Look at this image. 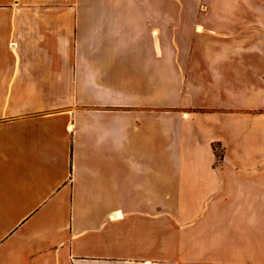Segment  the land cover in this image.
Returning <instances> with one entry per match:
<instances>
[{
	"label": "crops",
	"instance_id": "obj_1",
	"mask_svg": "<svg viewBox=\"0 0 264 264\" xmlns=\"http://www.w3.org/2000/svg\"><path fill=\"white\" fill-rule=\"evenodd\" d=\"M0 264H264V0H0Z\"/></svg>",
	"mask_w": 264,
	"mask_h": 264
},
{
	"label": "rangeland",
	"instance_id": "obj_2",
	"mask_svg": "<svg viewBox=\"0 0 264 264\" xmlns=\"http://www.w3.org/2000/svg\"><path fill=\"white\" fill-rule=\"evenodd\" d=\"M170 1H176V0H170ZM185 1H193V0H185ZM199 1V0H196ZM175 12V11H173ZM175 31H173V30ZM170 33H174V34H178V38L180 39L179 42H174L172 44H170V49H175L177 48L178 45H180V48H186L187 43L186 42H182L181 40H189V38L192 37V34L197 33L196 32V26L195 25H191L187 22H185L184 24H180L177 26H174L173 28L170 27Z\"/></svg>",
	"mask_w": 264,
	"mask_h": 264
},
{
	"label": "bare ground",
	"instance_id": "obj_3",
	"mask_svg": "<svg viewBox=\"0 0 264 264\" xmlns=\"http://www.w3.org/2000/svg\"><path fill=\"white\" fill-rule=\"evenodd\" d=\"M199 31H202V28L200 27V30Z\"/></svg>",
	"mask_w": 264,
	"mask_h": 264
}]
</instances>
